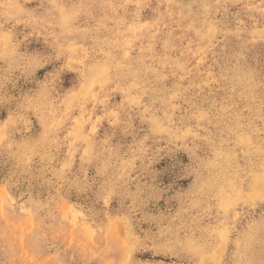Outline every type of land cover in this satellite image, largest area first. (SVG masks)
Instances as JSON below:
<instances>
[{
  "label": "rangeland",
  "instance_id": "1",
  "mask_svg": "<svg viewBox=\"0 0 264 264\" xmlns=\"http://www.w3.org/2000/svg\"><path fill=\"white\" fill-rule=\"evenodd\" d=\"M0 264H264V0H0Z\"/></svg>",
  "mask_w": 264,
  "mask_h": 264
}]
</instances>
